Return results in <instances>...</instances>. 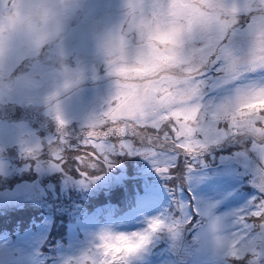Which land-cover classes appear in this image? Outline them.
I'll list each match as a JSON object with an SVG mask.
<instances>
[{
	"label": "rangeland",
	"instance_id": "374dc122",
	"mask_svg": "<svg viewBox=\"0 0 264 264\" xmlns=\"http://www.w3.org/2000/svg\"><path fill=\"white\" fill-rule=\"evenodd\" d=\"M126 11V0H84L75 26L66 35L63 64L75 81L68 88L61 87L56 100L63 127L73 134L94 122L117 90V76L96 35L116 28ZM252 42V34L239 26L217 40L219 48L241 62ZM135 54V45L130 44L126 55L134 58ZM60 67L59 57L40 49L13 51L0 65V80L9 84L6 95L0 96V164L4 167L0 173V264H76L83 256L86 264L90 260L86 255L104 231L138 230L157 216L165 221L163 228L172 222L176 228L153 233L125 263L228 264L223 238L235 230V214L251 205L257 195V158L251 150L242 141L223 139L207 143L197 154H172L179 169L176 188L183 209L173 199V185L156 171L150 159L138 153H117L112 167L82 181L80 172L84 168L75 156L91 153L90 145L80 143L79 150L66 149L67 155L60 161L62 168L51 162L56 161L48 145L60 125L44 97L54 81L63 83ZM246 79L264 80V70L243 73L240 80L226 84L220 82L219 73L210 72L205 97L219 102ZM37 141L42 144L38 155L24 151L23 145ZM141 175L151 181L148 199L138 207L130 205L125 213L119 206L111 209L106 201L114 189L127 187ZM103 214L116 217L97 222ZM186 217H191V222ZM203 217L206 223L201 221ZM64 221L72 223L67 242L50 244L52 223L60 225Z\"/></svg>",
	"mask_w": 264,
	"mask_h": 264
},
{
	"label": "snow or ice",
	"instance_id": "6c2138e0",
	"mask_svg": "<svg viewBox=\"0 0 264 264\" xmlns=\"http://www.w3.org/2000/svg\"><path fill=\"white\" fill-rule=\"evenodd\" d=\"M145 4L150 17L141 26L147 35L146 48L135 54L133 62L116 68L118 87L102 119L73 134L57 117L60 127L48 145L56 161L51 162L62 168L66 149L90 145L91 153L75 156L84 168L82 181H87L96 171L112 167L117 153H138L173 185V199L183 209L176 188L179 169L172 154H197L207 143L223 139L242 141L257 158V195L235 214V230L222 246L228 264H264V80L246 79L215 103L204 94L210 72L219 73L220 82L226 84L240 80L243 73L264 70V0L238 4L232 0H145ZM238 26L253 37L242 62L217 44L221 35ZM150 223L157 229L162 221L152 217ZM151 235L137 233L138 245H126L131 249L126 254L116 245H106L89 257L90 264H125Z\"/></svg>",
	"mask_w": 264,
	"mask_h": 264
},
{
	"label": "clouds",
	"instance_id": "9594fccd",
	"mask_svg": "<svg viewBox=\"0 0 264 264\" xmlns=\"http://www.w3.org/2000/svg\"><path fill=\"white\" fill-rule=\"evenodd\" d=\"M83 4L84 0H0V65L6 63L7 57L13 51L48 50L61 59V67L58 71L63 77V83L58 85L54 81L52 90L44 97L58 124L57 117L62 119V115L56 97L61 87L68 88L75 81L73 74L63 64L64 42L69 29L75 26ZM126 8L125 17L116 28L96 35L107 63L115 72L117 79L119 76L116 68L134 60L126 55L130 44L135 45L136 53L146 48L147 35L141 30V26L147 24L150 18L145 0H126ZM8 87L7 80H0V96L6 95ZM108 107L109 105L95 120L102 119ZM23 148L29 154L38 155L42 144L37 141L23 145ZM3 172L4 167L0 164V173ZM151 219L149 218L138 230L104 231L99 235L95 247L86 256L88 258L96 256L98 250L106 245H116L122 253L126 254L131 250L126 245H138L137 233L148 231L153 234L165 227V221L160 218L162 224L157 229H153ZM185 219L191 222V217ZM212 226H215L214 222ZM168 227L174 230L176 223H169ZM84 261L85 256L81 257L76 264H84Z\"/></svg>",
	"mask_w": 264,
	"mask_h": 264
},
{
	"label": "trees",
	"instance_id": "16d2710c",
	"mask_svg": "<svg viewBox=\"0 0 264 264\" xmlns=\"http://www.w3.org/2000/svg\"><path fill=\"white\" fill-rule=\"evenodd\" d=\"M150 185L151 181H148L145 176L141 175L137 178H135L133 181H130V185L128 184L127 187H117L114 189L115 192H113L110 195V198H108L110 202V208L113 210H116L119 206L120 210H124L123 213L128 211V207L130 205H134V207H138L141 205V203L145 202V200L148 199V194L150 191ZM172 192V188H171ZM173 193V192H172ZM122 195V197H121ZM127 199H125V198ZM127 201V203H126ZM106 205V204H105ZM123 213L117 215L120 216ZM131 213V212H128ZM109 218V217H116V214H103L99 221L102 222L103 218ZM196 218L194 217L192 219V222H194ZM201 221L203 223L207 222V219L205 217L201 218ZM199 218V222L202 223ZM72 224V223H71ZM64 221L60 225H55L52 223L51 231H50V244H57L59 242L66 243L67 242V234H68V226L71 225ZM170 228L166 226V228H163V232L169 231ZM128 264V263H125Z\"/></svg>",
	"mask_w": 264,
	"mask_h": 264
},
{
	"label": "water",
	"instance_id": "95a60500",
	"mask_svg": "<svg viewBox=\"0 0 264 264\" xmlns=\"http://www.w3.org/2000/svg\"><path fill=\"white\" fill-rule=\"evenodd\" d=\"M14 149V148H13ZM12 150V149H11ZM89 263V262H88Z\"/></svg>",
	"mask_w": 264,
	"mask_h": 264
}]
</instances>
